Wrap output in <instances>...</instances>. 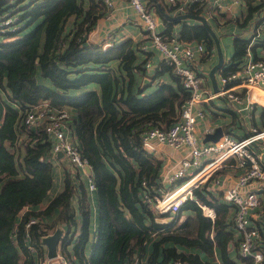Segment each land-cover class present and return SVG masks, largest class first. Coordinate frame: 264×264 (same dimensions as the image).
<instances>
[{"label": "trees", "instance_id": "obj_1", "mask_svg": "<svg viewBox=\"0 0 264 264\" xmlns=\"http://www.w3.org/2000/svg\"><path fill=\"white\" fill-rule=\"evenodd\" d=\"M158 1L170 15L205 14L204 2L180 10ZM244 1L250 12L231 19L219 13L224 23L232 20L245 27L264 7V0ZM148 6L165 22V35L178 24L181 40L204 42L206 55L214 49V39L200 20H171L159 12L154 0H148ZM107 12L104 0H0V264H32L42 258V238L56 228L63 231L59 252L79 264H133L151 241L149 264L178 259L204 263L191 248L209 255L219 248L223 264H234L229 257L234 242L230 205L197 189L198 200L215 209V219L188 199L174 219L159 221L167 215L142 202V180L146 189L157 187L162 167L144 146L142 134L175 121L188 92L170 63L162 61L148 72L150 52H141L132 38L106 48L83 39L81 35L92 31ZM7 14L14 21L1 25ZM217 19L209 23L219 34ZM260 25L262 34L252 44L251 38L234 36L233 59L224 63V74L243 64L248 49L264 58V15L255 21V27ZM115 60L120 71L110 66ZM157 78L162 79L151 89ZM41 103L68 109L75 145L91 169L98 217L88 257L84 254L90 230L87 185L70 161L63 170L61 190L37 208L53 183V159H62L48 154L51 141L42 127L21 122L25 109ZM52 213L51 221H44ZM31 218L36 222L26 227ZM159 231L179 233L153 241Z\"/></svg>", "mask_w": 264, "mask_h": 264}, {"label": "built area", "instance_id": "obj_2", "mask_svg": "<svg viewBox=\"0 0 264 264\" xmlns=\"http://www.w3.org/2000/svg\"><path fill=\"white\" fill-rule=\"evenodd\" d=\"M104 1L110 14V10L115 9L114 2ZM126 1L140 21V37L136 40L138 49L145 53L158 51L162 57L161 62L172 65V71L188 92L175 121L166 128L151 127L142 134L144 146L162 161L159 185L146 189V180L141 182L144 186L142 202L157 213L169 216L176 215L186 200L193 199L206 216L215 219V209L198 200L195 190L206 195L212 194L232 209L233 224L240 234V255L248 258L249 264H264V209L259 210L264 205V126L253 125L243 135L223 131L216 140L207 141H203L197 131L198 121L206 115L201 104L214 97L221 96L245 103V108L255 105L264 108V58H256L248 49L241 66L220 75L221 88L207 91L203 86L202 75L194 66L197 55L207 52L205 43L185 42L179 38L177 31L165 35L159 29L158 15L149 8L146 0ZM168 1L180 10L185 9L189 3L204 2L205 15L214 17L218 16L220 8L228 6L232 0ZM239 1L234 0V3ZM11 15L7 14L1 25L9 26L14 21ZM254 29L251 44L262 34L261 25ZM89 33L81 37L88 40ZM109 37L107 34L108 39L101 40L97 35L95 40L106 48L114 44ZM146 68L153 70L151 59H147ZM69 119L68 109H52L46 103H41L25 109L21 122L27 127H42L51 141L48 151L50 157L55 158L58 152H62V157L85 175L87 190H95L91 170L86 171L88 164L81 158L75 145ZM214 129H208L207 133L214 132ZM223 174L229 176V179H225ZM35 222L36 219L31 218L25 226ZM32 264L77 263L57 250L54 257L44 255ZM172 264L194 263L178 259Z\"/></svg>", "mask_w": 264, "mask_h": 264}, {"label": "crops", "instance_id": "obj_3", "mask_svg": "<svg viewBox=\"0 0 264 264\" xmlns=\"http://www.w3.org/2000/svg\"><path fill=\"white\" fill-rule=\"evenodd\" d=\"M147 5H148V0ZM259 1V0H258ZM115 9L113 8L107 12L106 15L103 17H100L97 21L96 26L92 31H90V35L88 38V41L95 42L97 44H100L98 41L95 40V37L99 35V39H108L107 34L110 35V39L114 43L121 42L127 38H132L133 42L136 43V40L140 37V21L137 17V15L134 13L132 7L129 6L128 2L126 0H113ZM166 3L170 5H175L172 2L165 0ZM152 8L153 11H155L154 7ZM220 14L224 13L227 18L231 19L236 17H244L246 14L250 12L249 5L245 3L244 0H240L239 3H234V0L230 2L228 6H224L219 9ZM156 13V11H155ZM160 20L159 29L164 33V30L166 28L165 22L161 19L158 13H156ZM256 14L264 15V7L261 8L259 12H255L253 14L252 19L246 26L242 27L235 21L224 23V20L222 19L221 15L218 14V16H214L218 18L216 20L217 30L219 32L220 41L222 45L223 52L224 50L228 52L230 55L232 52L234 54V46H233V40L234 36H241L244 38H251L253 33V28L255 21L257 18H255ZM204 16H206L204 14ZM209 19L213 18V16H206ZM192 19V18H190ZM196 20V19H195ZM215 21V20H214ZM99 27L103 28L100 29ZM172 31H177L179 33V25L176 24L172 28ZM228 31V32H227ZM226 36V37H224ZM135 40V41H134ZM191 42H197V41H191ZM224 43V46L223 44ZM225 48V49H224ZM233 54L231 58H228L226 60L225 54H224V63H228L233 59ZM149 59L153 62V70H148V72L154 71V69L157 67L158 63L161 62V55L158 51L153 50L149 53ZM194 63L195 69L199 72L200 75L203 77V86L207 91H217L214 88L213 82L211 81L209 72L212 69V67L217 63L218 61V54L216 50V46L214 49L210 52V54L206 55L205 53H199L197 55V59ZM119 63V60H115L111 62L110 66L117 71V68L115 67ZM224 65V64H223ZM223 65L216 71V78L218 83V89L221 88V82H220V75L223 73ZM162 79V78H160ZM159 78L155 79V81L152 82V88L156 86V83L160 81ZM145 82H150L148 77L144 78ZM3 95V93H1ZM201 107L205 110L206 115L203 119H200L198 121L197 131L198 134L201 136V139L204 141L207 135V130L212 128H217L221 126L223 128L224 132H231L237 135H243L246 134L247 131L253 126V125H262V112L264 108L255 105L252 108H245V103H239L235 102L232 99H227L225 97L217 96L213 99H210L209 101L203 102L201 104ZM244 107V108H243ZM214 129V131H215ZM62 159H53V183L51 188L49 189L46 197L40 202V204L37 206V208L41 209L47 203L49 200L56 195L62 188V182H63V170L64 167H67L68 160L64 157H58ZM87 171V170H86ZM225 179H229V176L223 174ZM83 180L85 181V175L82 173ZM86 185V181H85ZM87 189V188H86ZM88 200L90 204V230H89V238L86 242L85 248H84V254L86 257L90 254V245L91 241L94 237V232L96 230L97 226V206H96V192L95 190H87ZM264 209V205L260 206ZM262 209V210H263ZM55 216V213L45 215L43 217L44 221L49 222L51 219ZM171 218V219H170ZM175 218V215H167L166 217H158L157 219L159 221L163 220H172ZM181 219H184V215ZM233 236H234V242L230 245L229 248V257L234 262V264H246V258H243L238 250L239 245V238L240 234L236 230L235 226L233 227ZM179 232L176 231H159L155 232L153 234L152 240H157L161 236L167 235V234H178ZM264 236V235H263ZM151 243L146 244L145 249L141 254H138L133 264H149L148 263V254L151 250ZM46 250V249H45ZM192 251L197 252L200 254L202 260L204 263L202 264H223V258L221 254V250L219 248L214 249V253L212 255H209L200 249L191 248ZM45 255V251H44ZM76 261V260H75ZM79 264L78 262H76Z\"/></svg>", "mask_w": 264, "mask_h": 264}, {"label": "water", "instance_id": "obj_4", "mask_svg": "<svg viewBox=\"0 0 264 264\" xmlns=\"http://www.w3.org/2000/svg\"><path fill=\"white\" fill-rule=\"evenodd\" d=\"M154 2L157 4L158 8H159V12L171 19V20H177V19H187V18H192V19H196V20H200L208 29V31L210 32L212 38L214 39L215 42V46H216V50H217V54H218V61L217 63L212 67V69L209 72L211 81L213 82L214 88L215 90H218V83H217V78H216V71L222 67V65L224 64V52L222 49V45H221V41H220V36L217 34V32L212 28L211 24L209 23V20L206 16L201 15V14H193L190 12H186V13H180L177 15H170L169 13H167L161 6V3L158 0H154ZM87 43V42H85ZM223 133V128L221 126L217 127L215 129L214 132L212 133H207L206 138L204 141L207 140H216L221 134ZM57 157H62V152H58L57 153ZM86 170L87 172H90V167L88 165H86ZM171 219V218H170ZM62 229L61 228H56L52 233L45 235L42 238V242L45 245V255L48 258L54 257L57 254V250L59 247V242L62 236Z\"/></svg>", "mask_w": 264, "mask_h": 264}, {"label": "rangeland", "instance_id": "obj_5", "mask_svg": "<svg viewBox=\"0 0 264 264\" xmlns=\"http://www.w3.org/2000/svg\"><path fill=\"white\" fill-rule=\"evenodd\" d=\"M262 16H263V15L256 14L255 18L258 19V18H260V17H262ZM254 28H255V26H254ZM254 28H253V33L255 32V29H254ZM227 32H228V31H227ZM253 33H252V35H253ZM224 37H226V36H224ZM222 44H223V46H224V43H222ZM224 49H225V48H224ZM224 54H225V58H226V60H227L228 58H231L233 52L229 55L228 52L224 50ZM115 67L117 68V71H120V64H117Z\"/></svg>", "mask_w": 264, "mask_h": 264}]
</instances>
